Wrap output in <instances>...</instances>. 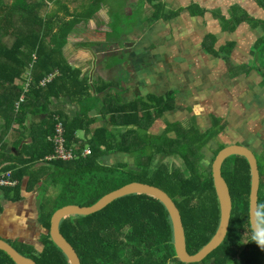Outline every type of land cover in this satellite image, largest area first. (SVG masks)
I'll list each match as a JSON object with an SVG mask.
<instances>
[{
	"label": "trees",
	"instance_id": "16d2710c",
	"mask_svg": "<svg viewBox=\"0 0 264 264\" xmlns=\"http://www.w3.org/2000/svg\"><path fill=\"white\" fill-rule=\"evenodd\" d=\"M257 1L264 12V0ZM96 9L98 7L90 11L91 16L97 12ZM154 9L153 20H159L162 8L158 5ZM183 12L194 16L205 14L197 5H191L167 18H175ZM71 21L53 32L49 27L50 21L39 13V3L15 0L7 7L0 0L2 137L5 138L16 124L19 129L13 132L14 135L23 138L22 132L31 129L32 138L30 144L21 145L20 160L0 170V176L11 173L19 185L14 189L0 188V191L12 202L22 200L25 179L33 186L41 182L32 168L42 164L55 170L53 176L47 179L51 181V188L56 194L54 198L40 197L44 203L38 205V222L45 229V235L40 239V250L29 243L6 241L19 254L33 259L37 264H69L67 256L50 236L53 214L66 205L92 206L113 191L140 183L160 188L173 199L181 214L188 253L196 254L213 238L220 224L221 211L212 164L219 151L226 146L215 151L213 162L206 170L202 165V150L225 126L214 118L213 127L207 132H200L192 123L185 127L177 122L168 123L162 135L151 134L153 123L176 108L171 92L165 97L149 96L146 100L119 105L109 113L111 130L101 126L89 140L80 142L76 134L79 131L90 133V126L95 122L89 117L90 112L99 109L101 115H105V109L110 104L107 100L99 101L92 97L91 86L96 93H103L109 85L100 89L94 83L90 85L86 78L80 79V71L64 59L62 45L72 27L80 21V16H75ZM221 22L228 32H235L243 24L261 27L264 32V19L250 17L240 5L230 9L228 18L221 16ZM9 38L11 40L7 41ZM257 41H260V56L264 57V35ZM215 43L216 38L208 36L203 44L206 51L215 56L223 52L228 55L235 47L233 41L220 48H215ZM28 71L32 81L28 84L23 102L17 107L25 87L16 82ZM56 71L58 75L46 87L40 86L42 80ZM260 71L264 76V69ZM63 95L72 101L75 97L81 99L82 111L78 116L62 120L59 114L50 113V99ZM29 115L41 116L42 123L25 127ZM54 115H58L64 124L67 146H76L78 152L90 148L88 157L79 154L69 163L47 162L53 153L50 138L53 136ZM118 127H122V130ZM173 133L176 137L171 136ZM117 152L129 155L132 160L130 168L127 164L106 166L102 163L106 155ZM255 155L260 172L258 222L264 228V154ZM175 157L182 160L186 172L172 164ZM222 176L234 207L228 233L203 261L190 264H264V245L252 239L255 233L249 219L251 170L247 160L242 155H231L222 166ZM2 213L3 206L0 204V216ZM59 228L76 250L81 264H187L181 262L175 253L171 215L167 207L154 197L126 196L94 214L67 216L61 220ZM0 264L16 263L0 250Z\"/></svg>",
	"mask_w": 264,
	"mask_h": 264
},
{
	"label": "crops",
	"instance_id": "0c3cea01",
	"mask_svg": "<svg viewBox=\"0 0 264 264\" xmlns=\"http://www.w3.org/2000/svg\"><path fill=\"white\" fill-rule=\"evenodd\" d=\"M50 1L55 3L54 10L46 14L39 13L50 21L49 27L53 32L59 31L69 20L74 21L75 16H80V21L72 27L62 45L66 62L78 69L80 79L86 78L90 85L94 83L98 89L109 85L103 93H96L91 86L92 97L99 101L107 100L110 104L105 109V115H101L99 109L90 112L89 117L95 119V122L90 126V133L79 131L76 134L80 142L89 140L101 126L111 130L109 113L119 105L146 100L149 96L165 97L172 92L176 108L155 121L150 128L151 134L162 135L168 123L177 122L185 127L192 123L203 133L213 127V119L217 118L225 126L224 129L230 132V139H234L233 136L240 130L246 131L255 147L254 154H264V76L255 68L241 71L242 65H248L254 42L264 32L261 27L248 24L239 26L235 32H228L223 29L217 17L220 15L228 18L229 9L237 5L243 7L239 0L228 4L226 13L223 12L225 0H118L121 9L117 10L113 24L110 19L113 13L110 8L112 0ZM245 2L248 9L243 8L250 17L264 19V12L256 1ZM158 5L162 8L160 18L153 20L154 7ZM191 5H197L205 14L194 16L183 12L175 18H167ZM97 7V12L91 16L90 11ZM261 12L263 14L256 18ZM254 34L256 38L252 39ZM208 36L216 38L215 48H220L229 41H233L235 47L226 56H215L203 46ZM26 74L16 83L25 87ZM261 92V102L255 104ZM246 95L253 98V105L250 103V107L244 102ZM198 97L204 98L199 100ZM205 97H210L213 101ZM80 101L76 97L72 101L64 95L51 98L49 111L59 114L62 120L66 117L74 118L82 111ZM204 102L210 106L205 108ZM180 113L183 115L179 116ZM170 114H173V119ZM40 123L41 116L29 115L25 127L30 128L31 124ZM2 126L3 123L0 122V170L16 164L20 160L21 145L32 142L31 129L22 132L24 137L20 138L18 134H13L19 129L14 124L10 133L3 138ZM121 128L118 127L119 130ZM171 136L176 137V134ZM239 136L240 134H236L235 144H240L243 139ZM207 147L202 150L203 164L210 159ZM102 163L106 166H132L129 155L120 152L106 155ZM32 169L41 182L33 186L25 179L22 200L12 202L0 191V204L3 206L0 238L4 240L34 245L33 242L40 244L41 236L45 235V229L38 222L37 203L41 190L47 188V185L52 187L47 178L53 176L55 170L42 164ZM34 224L39 227L35 239L29 236L30 226ZM17 225L22 232L14 227Z\"/></svg>",
	"mask_w": 264,
	"mask_h": 264
},
{
	"label": "water",
	"instance_id": "95a60500",
	"mask_svg": "<svg viewBox=\"0 0 264 264\" xmlns=\"http://www.w3.org/2000/svg\"><path fill=\"white\" fill-rule=\"evenodd\" d=\"M231 155H242L250 166L251 170V194L249 204V219L251 228L254 233L264 234V228L258 222V194L260 189V172L258 161L254 152L241 145L231 144L219 151L212 164V175L214 186L220 206L221 218L216 234L208 243H206L194 255L188 253L186 245L185 230L179 209L176 207L173 199L163 190L157 187L132 183L126 185L116 191L111 192L102 198L98 203L92 206L66 205L59 208L51 218L50 236L53 242L67 256L69 264H81L80 259L73 246L65 239L60 231V222L63 218L71 215L88 216L94 214L110 203L120 198L130 195H146L154 197L167 207L174 226L175 235V253L177 258L183 263H198L203 261L209 254L213 252L226 238L228 233L231 213H233V199H231L230 191L226 181L222 176V166ZM0 250L6 253L16 264H37L33 259L22 256L17 250L6 240L0 238Z\"/></svg>",
	"mask_w": 264,
	"mask_h": 264
},
{
	"label": "rangeland",
	"instance_id": "374dc122",
	"mask_svg": "<svg viewBox=\"0 0 264 264\" xmlns=\"http://www.w3.org/2000/svg\"><path fill=\"white\" fill-rule=\"evenodd\" d=\"M3 1V4H4V6H7V7H10L11 6V4L15 1V0H2ZM41 1V2H40ZM29 0V2L30 3H33V4H36V3H39V11L41 12V14H46V13H50L52 10H54V6H55V3L54 2H52V1H50V0ZM113 1V4H110V8H111V10L113 11V13L110 15V19H111V21H112V24L114 23V21H115V18H114V16H115V14L117 13V10L118 9H121V6L119 5V2H118V0H112ZM253 1H256L257 3H258V1L257 0H253ZM234 2H238L237 0H225L224 1V3H223V5H224V7H223V12L224 13H226V10H227V8H228V4L230 5V4H233ZM239 2H241V4H242V6L244 7V8H246V9H248L247 7H246V2H245V0H239ZM230 10V9H229ZM229 12V11H228ZM263 13L261 12V14H259V15H256L255 17L256 18H259V16H261ZM218 17V19H219V21H220V24H221V26H223L222 25V22H221V16L219 15V16H217ZM117 25V24H116ZM239 28V27H238ZM257 35H258V33H257ZM263 35H264V33H263ZM262 35V36H263ZM256 38V34H254L253 36H252V39H255ZM9 40H11L10 38L7 40V41H9ZM260 41H255L254 42V47H253V49L252 50H254V53L253 52H251V56H250V60H249V62H248V65H247V67H246V65H242V67H241V71H243V69H249V68H255L257 71H259L260 72V74H262V72L260 71V69L261 68H263L264 69V57L263 56H260V45H258V43H259ZM255 45L257 46V47H255ZM255 48H257V49H255ZM221 55H223V56H226L227 55V53H225V52H223ZM27 73V72H26ZM250 95H252V94H250ZM250 95H246L244 98V102H246L247 104H248V106H249V104L251 103L252 105H253V103H252V97L250 96ZM259 96H262V92L260 93V95H258V100L256 101V102H254L255 104L256 103H260L261 101L259 100ZM262 97H264V95L262 96ZM204 97H198V99L199 100H202ZM205 98H207V99H210V97H205ZM251 99V100H250ZM211 100V99H210ZM240 100H242V99H240ZM213 100H211V102H212ZM204 104H206L205 102H204ZM207 105L208 106H210V104L209 103H207L206 104V106H205V108H207ZM250 107V106H249ZM183 115V113H180L179 114V116H182ZM172 116H173V114H170V117L172 118ZM173 119V118H172ZM166 122H167V120H166ZM155 123V122H154ZM154 123H153V125H154ZM156 130H159L158 128H155ZM161 131V130H160ZM225 131V132H224ZM223 132V134H220L219 135V137H216L215 139L216 140H214V141H211L210 142V145L207 147V151L208 152H210V159H208V161H205L204 162V164L202 163V165H203V169L204 170H206V169H208V167L212 164V162H213V159H214V155H215V151H217L220 147H222V146H228V145H231V143H234L236 140H237V138H235L236 137V134H240V136L239 137H241V138H243L242 140H241V138H240V144L241 145H243V146H245V147H247V148H249V149H251L252 151H253V149L255 148L254 147V145L252 144V142L248 139V137H247V132L246 131H243V130H240L239 132H237V133H235V135L233 136V138L234 139H230V137H229V134H230V132L229 131H227V130H222L220 133H222ZM142 133V132H141ZM143 134V133H142ZM223 136V137H222ZM222 137V138H221ZM222 140V141H221ZM223 142V143H222ZM227 143H229V144H227ZM236 143V142H235ZM234 143V144H235ZM255 153V152H254ZM173 159V165L175 166V167H177V168H179L181 171H184V172H186V169H185V166H184V164H183V162H182V160L179 158V157H175V158H172ZM131 166H129V168H130ZM49 180V179H48ZM55 190L54 189H52L50 186H48L47 185V188H46V191H45V189L44 190H41V193H40V196H39V199H38V205L40 204V203H44V200H41L40 199V197H42V198H45V197H52V198H54L55 197ZM19 212H21V210L19 211ZM14 227H16V228H20L18 225L17 226H14ZM22 228V227H21ZM20 231H21V229H19ZM38 230H39V227H37L35 224L34 225H31L30 226V234H29V236L30 237H32L33 239H35V233L37 234L38 233ZM22 232V231H21ZM16 233H19L18 231L16 232ZM9 235V234H8ZM42 236H44V235H42ZM41 236V237H42ZM41 239V238H40ZM12 241V243H15L16 241L15 240H11ZM34 243V245L33 246H35L38 250H40L41 248H42V245L41 244H37V243H35V242H33Z\"/></svg>",
	"mask_w": 264,
	"mask_h": 264
},
{
	"label": "built area",
	"instance_id": "2783aa9c",
	"mask_svg": "<svg viewBox=\"0 0 264 264\" xmlns=\"http://www.w3.org/2000/svg\"><path fill=\"white\" fill-rule=\"evenodd\" d=\"M36 56L34 55V60ZM28 81L23 89V93L17 102L16 106L19 107L25 98V94L28 92V84L31 82L29 71L27 72ZM56 76V73L50 74L47 78L40 82V86L46 87ZM53 143V153L47 158V162H63L69 163L78 158L81 154L82 157L86 158L91 154L90 148H85L82 152H78L77 148L67 146L65 129L62 120L58 115H54V130L53 136L50 138ZM19 185L18 181L12 178L11 173H6L0 176V188L14 189Z\"/></svg>",
	"mask_w": 264,
	"mask_h": 264
},
{
	"label": "clouds",
	"instance_id": "9594fccd",
	"mask_svg": "<svg viewBox=\"0 0 264 264\" xmlns=\"http://www.w3.org/2000/svg\"><path fill=\"white\" fill-rule=\"evenodd\" d=\"M252 239L256 240L257 243L264 245V234L255 233L253 234Z\"/></svg>",
	"mask_w": 264,
	"mask_h": 264
}]
</instances>
